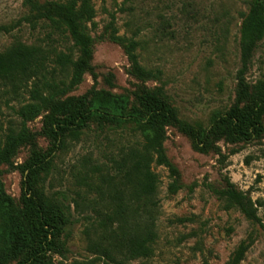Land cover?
<instances>
[{
  "label": "rangeland",
  "instance_id": "374dc122",
  "mask_svg": "<svg viewBox=\"0 0 264 264\" xmlns=\"http://www.w3.org/2000/svg\"><path fill=\"white\" fill-rule=\"evenodd\" d=\"M31 1L41 5L68 0ZM247 1L91 0L94 17L83 22L90 37V69L66 96L82 95L94 86L125 94L133 101L135 94L148 89L171 104L180 119L207 127L215 113L228 110L235 101ZM113 36L137 43L138 62L151 75L144 78L132 73ZM17 43L42 48L49 57L75 50L72 40L55 29L29 0H0V52ZM56 79L65 78L57 74ZM244 79L252 92L264 85V38L252 54ZM29 88L31 83L5 95L1 102L0 139L9 129L34 134L33 144H21L10 164L0 166L5 192L17 206L22 180L18 166L33 149L44 152L51 145L41 131L48 111L42 108L27 119L19 113L29 102ZM138 139L133 126H93L79 140L69 139L50 171L42 176L38 187L69 209L65 264L91 257L87 238H94L98 213L114 203V186L119 187L121 180L111 157H118L120 149L126 151ZM163 146L177 173L152 163L159 180L157 205L147 213L138 209L141 228L145 220L153 222L152 254L128 264H231L242 243L247 250L238 264H264V133L249 142L220 140V153H201L185 135L168 128ZM227 180L251 199L258 221L247 219L220 195ZM172 182L179 186L175 193L168 190Z\"/></svg>",
  "mask_w": 264,
  "mask_h": 264
},
{
  "label": "trees",
  "instance_id": "16d2710c",
  "mask_svg": "<svg viewBox=\"0 0 264 264\" xmlns=\"http://www.w3.org/2000/svg\"><path fill=\"white\" fill-rule=\"evenodd\" d=\"M62 35L73 42L69 52H55L53 57L42 48L17 43L0 52V113L2 98L31 83L29 102L19 113L27 119L45 108L42 133L50 140V147L40 152L33 149L28 159L18 166L22 175L20 203L5 192L0 180V264H65L67 260L70 225L69 209L58 200L47 196L38 187L59 151L68 140L77 141L91 127L133 126L139 138L118 157L112 155V165L121 172L119 187L114 186L112 199L106 211L98 213V229L94 238H87L91 257L72 260L67 264H128L131 260L151 256L150 241L153 222L145 220L138 209L147 213L157 204L159 186L152 163L176 170L166 156L163 140L168 128L185 135L194 150L201 153H220L217 142L235 144L255 140L264 133V85L252 92L244 79L252 54L264 38V0H248L243 16L240 37L241 68L237 73L235 101L228 110L215 113L207 127L194 125L179 118L175 108L160 94L143 89L133 101L125 94L96 90L93 86L79 96H66L77 86L82 75L90 69V37L83 22L94 17L91 0H68L65 3L47 2L37 5L29 0ZM121 45L137 77H148L135 53L137 43L113 36ZM66 79L57 82L56 75ZM95 81V76L92 74ZM34 134L25 129H9L0 139V166L10 164L17 148L23 143L33 144ZM118 187V188H117ZM179 189L176 182L168 186L171 193ZM220 195L236 206L251 221H258L254 203L234 188L227 187ZM124 197H127L126 199ZM247 245L240 244L231 264H238Z\"/></svg>",
  "mask_w": 264,
  "mask_h": 264
}]
</instances>
